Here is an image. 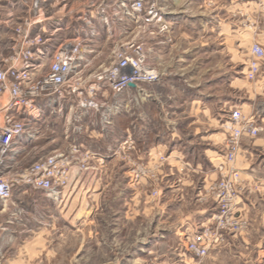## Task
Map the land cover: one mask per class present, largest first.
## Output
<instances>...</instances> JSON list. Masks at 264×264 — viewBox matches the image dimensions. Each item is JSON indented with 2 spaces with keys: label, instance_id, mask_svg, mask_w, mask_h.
Here are the masks:
<instances>
[{
  "label": "rangeland",
  "instance_id": "1",
  "mask_svg": "<svg viewBox=\"0 0 264 264\" xmlns=\"http://www.w3.org/2000/svg\"><path fill=\"white\" fill-rule=\"evenodd\" d=\"M72 1L74 0H45L42 3L40 0H0V70L3 69V60L12 55L11 48L14 45L15 28L20 26L25 19L37 15L38 12L49 14L50 12L52 13L53 8L56 11L63 6H67ZM88 1L96 3L102 0ZM200 1L176 0L177 11L183 13L182 16L185 17L186 25L181 26L179 30L177 27L175 30L176 32H186L189 38L185 42H178L179 44L172 52L167 53L165 56L160 54V58L156 59V63L165 64V70H167L166 72L158 71L159 81L157 83L151 85L140 84L134 90L129 89L118 96H109L112 102L116 100L125 103L137 99L138 105L128 104L125 107L124 115L122 117L119 116L118 120H113L112 116L109 125L102 123L101 116H96L95 121L102 123L104 128L103 130L101 127L98 129L97 132L100 136L96 137L97 140L94 139V143H90L92 140L89 138L90 134L88 131L80 129L74 133L75 130L72 127L78 128V126L75 123L73 125L71 119L68 121L70 122L68 126L66 116L56 117V115H50L48 112L32 127L33 131L30 136H24L16 142L8 161V166L11 167L12 172H20L39 158L51 156L56 151L64 154L68 153L72 146L82 148L91 154L101 151L107 161H111L108 170L111 171L110 177L113 181H110L108 186L109 197L102 205V215L95 217L93 222L95 229L100 231L98 233L99 239L105 245L103 247H91L85 250L86 254L80 252L79 255L77 253L81 251L79 244L83 241V235L76 233V264H182L177 262L176 255L178 253L183 255V261L187 264H194V260L198 261L186 251V243L180 247L177 245V239L173 235L168 236L170 238L167 239L169 240L170 248H167L164 242H161L165 239H160V242L156 241L149 245L144 243H146L151 230L163 227L157 223L158 216L155 205L159 199H162L164 192L162 191L165 187L162 185L163 175L161 172L169 168V165L167 167L166 164H173L175 163L174 160L185 163L184 158L189 157L190 161L202 163L203 170L207 174H212L215 168L212 170L208 166L209 164L201 156L202 152H199L200 150L195 152L197 145L191 147V149L188 146L184 147L185 151L182 150V153L178 154L180 157L176 158L177 153H175L173 154L174 157L171 156L172 158L170 159H168L169 152L164 151L165 153L154 154L152 158L147 157V155L143 156V152L148 146L156 145H166L168 149H172L176 140V138L172 137V134L175 133L173 129H177V127L183 129V131L178 133L180 138L184 140L191 139L192 129L200 122L201 127L211 131L209 128L210 122L205 119V117H208V113H211L216 121L215 124L218 125L219 130L225 135L223 125L229 121L230 111L235 109L241 111L239 107L246 104L247 81L243 72L246 62L250 58V47L253 44H258L260 29L258 14L261 10L260 0H249L250 4L247 2L248 0H234V8L230 14L232 16L229 29L230 35L226 39L221 35V33L225 32L221 30V25L217 28L215 22H211L209 15L212 14L211 9L214 6L209 5L210 0L205 2L208 10L204 14H202L204 10L199 6ZM121 2L130 3L129 0H121ZM143 2L146 6L154 5L161 14L169 10L168 3L163 0H143ZM178 3L181 5L178 6ZM41 7L46 8V10L38 11ZM174 16L179 15L176 12ZM200 34L203 35L202 40L198 39L195 42L194 38H199ZM217 34L219 37H217ZM211 35H213L212 39ZM201 44L203 48L199 47ZM156 57L158 58V56ZM102 61L107 67L110 65L111 59L106 56ZM255 80L249 81V83H253ZM195 99H202L199 109L191 105ZM259 103V101H255L256 105ZM201 110H204V115ZM242 114L248 116L246 113ZM86 119H89L87 115L81 118L83 121ZM190 124L192 125L189 127L188 125ZM67 127H69V130H67ZM124 127L130 129L129 136L132 137L138 147L132 154H128L127 160L123 159V153H117L118 146L127 137L123 136L125 135L122 130ZM259 135H264V132ZM122 136L123 138L120 139ZM73 141L76 144H73ZM192 141H198L202 144L198 139H193ZM175 150L178 151L177 149ZM136 151L138 152L137 155ZM160 156L165 158V162L162 165L159 161ZM172 159L173 162L171 161ZM94 160L93 158L90 160L91 169H93L91 162ZM101 160L103 162L106 161L105 159ZM117 163L123 164L122 170L128 172L130 178L131 171L136 165L151 170L147 178H142L137 184L132 182L135 187L141 183H146L149 185L147 189H150V193H148L150 201L139 200L138 206L135 208L137 213L131 217L132 219L129 213L126 217L127 219L123 216L120 218L123 210L130 207L131 202H121L120 197L115 198L114 196V193H117L118 189H120V186L116 187L115 184L123 183L125 180L123 176L124 179L120 178L116 183L114 181ZM179 166H183V164ZM179 172H183L180 167ZM180 175L178 173V176ZM83 178L87 179L88 176H82ZM174 178L177 179L175 176ZM216 179L207 178L205 181H200L196 186L198 207L203 204H212L210 201L202 202L200 198L204 195L206 184ZM84 192L85 190L79 188V185L73 190V193L82 194ZM153 192H157L155 197H152ZM38 193V191L27 187L14 189L11 201L14 203L12 207L14 206L15 209L14 218L16 220L23 219L25 215H28L33 218L30 219L31 224H37V221H40L38 219L41 212H36L34 204L27 201L28 195L32 197ZM80 202L79 199L77 205ZM157 206L158 210L162 212V206H160L159 201ZM173 207L176 209L178 205L175 204ZM7 217L8 214H5L4 219H7ZM1 219L3 220V217L0 216ZM245 220L248 228L249 222L247 219ZM160 223H162L161 220ZM15 225L16 227L18 226V224ZM16 227L10 230H7L5 226L0 227L2 231L5 229L0 232V239L2 237V240L7 245L13 247L26 242L34 243L33 245L36 248L41 247V243L45 239L41 231L39 233L36 228L38 231L36 230L35 233L23 234L19 233ZM187 238H185V242ZM135 245L138 246V249L134 247ZM131 252H136L141 261L132 260L130 258ZM38 258L39 255H35L32 261H38ZM63 264L66 263L64 262Z\"/></svg>",
  "mask_w": 264,
  "mask_h": 264
},
{
  "label": "crops",
  "instance_id": "2",
  "mask_svg": "<svg viewBox=\"0 0 264 264\" xmlns=\"http://www.w3.org/2000/svg\"><path fill=\"white\" fill-rule=\"evenodd\" d=\"M40 1L44 3L45 0ZM132 1L134 0H129L130 3ZM163 1L168 3L169 10L164 11V14H162V22L146 26L141 19L129 17L125 14L126 10L120 5L122 3L121 0H102L96 3L88 0H74L56 11L53 8L52 13H49L47 9L49 14H46L51 16L52 20L36 26L33 32L36 33L41 30L51 34L46 48L48 54L51 55L59 44L69 43L75 38L86 37L90 29L94 30L96 35L92 37V42L89 45L91 52L85 54V59L88 62L87 74L105 68L106 64L102 59L106 56L110 57L111 64L114 50L120 44L129 40H135L144 45L148 66L157 72H166L165 64L156 63V59L160 58V54L165 56L167 53L172 52L179 44L178 42L187 41L189 35L186 32H176L175 30L177 27L179 30L181 26L186 25L185 17L182 16L183 13L177 11L176 0ZM206 1L201 0L199 3L200 8L204 10L202 14L208 10L205 6ZM210 1H212V6H214L211 9L212 14L209 15L211 22H215L217 28L221 25V30L225 31L221 35L227 39L230 35L229 29L232 17L230 14L234 8V0ZM127 2L123 3L126 7H129L130 3ZM247 2L251 3L249 0ZM180 5L178 3V6ZM259 5L261 10L258 14L260 28L258 44L264 49V0H260ZM43 10H46V8L41 7L38 9V11ZM176 12L179 16L175 17ZM86 20L91 22V27L85 25ZM163 25L167 27V30L161 31ZM202 34H200L199 38H194L195 42L198 39L202 40ZM218 34L217 37H219ZM212 38L213 35H211ZM199 47L203 48V45L201 44ZM247 63L248 61L243 72L244 78L248 69ZM245 80L248 82H246V104L239 107L241 109L240 112L246 113L248 116L259 112L256 115V122L259 126L264 127V58L259 62V73L256 80L253 83H249L246 78ZM131 89L134 90L135 88ZM97 101L108 106H118L113 115V120H118L124 115L125 107L128 104L138 105L137 99L125 103L116 100L112 102L109 96ZM255 101L260 102L259 106L255 104ZM201 103L202 99H195L191 105L199 109ZM74 104L73 100H67L56 117L66 116L68 126L70 125L69 119L73 121V125L74 123L77 124L78 128L72 127L75 130L74 133L80 129L88 131L90 134L89 138L92 140L90 143L92 144L94 139L97 140L96 137L100 136L97 132L98 129L101 127L103 130L104 128L102 123L95 121V117H99L101 113L92 110L82 111L76 108ZM204 110H201L203 115L205 114ZM86 115L89 119L81 120ZM207 115L208 117H205V119L210 122L209 128L211 131L205 130V128L201 127V122H197L199 124H196L192 129L191 139L184 140L180 138L178 133L183 131V129L177 127L178 130L173 129L175 133L172 134V137L176 138V140L172 149H168L166 145L148 146L143 152V156L147 155V157L152 158L154 154L169 152L168 159L172 158L171 156L175 153H177V158L178 154L182 153V150L185 151L184 147L188 146L191 149V147L197 145L195 152L200 150L199 152H202L201 156L203 159L214 170L222 160L225 135L219 130L218 125L215 124L216 121L211 113ZM191 125L188 126L190 127ZM67 130H69V127H67ZM122 130L125 133L123 136L130 135L128 127H124ZM193 139H198L202 144L198 141H192ZM73 144H76V142L73 141ZM136 148L138 149L137 146ZM56 153L60 152H54V154ZM135 153L136 155L138 154L137 151ZM92 154L94 155L93 159H95L91 162L93 169L79 174L74 171L69 189L61 194L59 198H52L42 192L32 197L28 195L27 201L34 204L36 212H41L38 219L40 221H37V224H31L30 219L33 218L28 215H25L23 219L16 220L14 218L15 209L14 206L12 207L14 203L11 199L0 204V216L3 217V220H0V227L5 226L7 230H10L16 227L15 224H18L16 228L19 233H35L38 229L39 233L41 231L44 234L43 238H45L43 243H41V247L36 248L33 245L34 243L29 242L18 245L19 247L9 246L1 237L0 264H63L64 262L66 264H76V233L83 235V241L79 244L81 251L77 253L79 255L80 252L84 254L85 250L91 247H103L105 245L99 239L98 233L100 231L95 229L93 222L95 217L102 215V205L109 197L108 186L110 181H113L110 177L111 171L108 170L111 161H107L101 151L93 152ZM101 159L106 161L103 162ZM184 159L185 163L175 160L173 164L167 163L166 165L167 167L169 165V168L161 172L163 175L162 185L165 188L162 190L164 191L162 199L158 201L160 206H162L163 213L158 210V201L155 206L157 207V223L163 227L151 230L146 243H144L145 245L165 239L161 242H164L165 246L170 248L169 240L167 239L170 238L168 236L173 235L177 239V245L179 247L184 246L185 238L208 224L216 210L214 204H203L198 207L196 202V186L200 181H205L207 178H217L216 172L213 171L212 174H207L203 170L202 163L190 161L189 157ZM171 161L173 162V159ZM180 164H183L185 168L179 166ZM122 166L123 164H116L114 181L115 183L118 182L117 180L123 178V176L125 180L123 183L115 184L116 187L119 185L120 189H118L117 193H114V196L115 198L120 197L121 202H131L130 207L124 209L120 216V218L123 216L127 219L128 213L130 218L136 215L137 209L135 208H137L139 200L150 201L148 194L150 189H147L149 185L146 183H141L137 187L133 186L129 173L124 172L122 170L124 166ZM179 167L183 169V172H179ZM237 168L242 179V192L237 213L248 220V228L241 234L228 237L225 245L210 249L205 258L198 261L194 260V264H264V135L242 139L237 156ZM178 173L181 175L178 176ZM82 176H88V178L82 179ZM78 185L79 188L85 190L84 193H73V190ZM79 199L81 202L77 205ZM175 204L178 205L176 209L173 207ZM5 214H8L7 219H4ZM160 220L162 223H160ZM81 227L82 229H80ZM3 231L0 230V232ZM134 247L138 249L137 245ZM136 252H131L130 258L140 262L141 260L136 255ZM35 255H39L38 261H32ZM11 256L14 257L12 258ZM176 256L177 262L182 263L183 255L178 253Z\"/></svg>",
  "mask_w": 264,
  "mask_h": 264
},
{
  "label": "built area",
  "instance_id": "3",
  "mask_svg": "<svg viewBox=\"0 0 264 264\" xmlns=\"http://www.w3.org/2000/svg\"><path fill=\"white\" fill-rule=\"evenodd\" d=\"M120 5L127 16L141 19L146 26L162 22L163 15L159 10L154 5L146 6L143 0H134L129 7L124 3ZM209 5H213L211 1ZM51 20V16L38 12L15 28L12 55L3 60L0 70V204L10 200L14 189L20 187L59 198L69 189L74 171L79 174L91 169L90 160L94 155L72 146L68 153L41 157L24 170L12 172L8 161L17 140L30 136L32 127L46 112L57 115L67 100H73L74 106L82 111L101 113L102 123L109 125L118 106L99 103L98 99L118 96L131 89V84L136 88L140 84L151 85L159 81L158 72L147 64L144 45L135 40L120 44L114 50L109 66L87 74L85 54L91 52L89 45L96 35L92 29L86 37L59 44L49 55L46 48L51 34L41 30L34 33L33 30ZM85 25L92 26L89 20ZM165 30L167 27L163 25L161 31ZM249 54L245 78L253 81L259 73L264 49L253 44ZM258 114L244 116L235 109L230 111L229 121L223 125L224 152L215 167L218 177L206 184L200 198L202 202L210 201L216 210L208 224L186 239L185 249L193 258L202 260L210 249L226 244L228 237L241 234L247 228L246 220L237 213L242 192L237 156L243 138H255L264 132V127L256 124ZM135 150L136 143L128 135L118 146L117 153H123V159L127 160L128 154ZM159 161L162 165L165 158L160 156ZM147 169L136 165L131 171L132 182L137 184L147 178L151 173ZM156 195L157 192H153L152 197ZM182 264L187 263L183 261Z\"/></svg>",
  "mask_w": 264,
  "mask_h": 264
},
{
  "label": "water",
  "instance_id": "4",
  "mask_svg": "<svg viewBox=\"0 0 264 264\" xmlns=\"http://www.w3.org/2000/svg\"><path fill=\"white\" fill-rule=\"evenodd\" d=\"M134 87H135V85H134V84H131V85H130V88H134Z\"/></svg>",
  "mask_w": 264,
  "mask_h": 264
}]
</instances>
